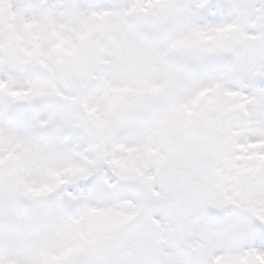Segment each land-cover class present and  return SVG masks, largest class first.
Returning a JSON list of instances; mask_svg holds the SVG:
<instances>
[{
  "label": "rangeland",
  "instance_id": "obj_1",
  "mask_svg": "<svg viewBox=\"0 0 264 264\" xmlns=\"http://www.w3.org/2000/svg\"><path fill=\"white\" fill-rule=\"evenodd\" d=\"M256 14L0 0V264H264Z\"/></svg>",
  "mask_w": 264,
  "mask_h": 264
},
{
  "label": "flooded vegetation",
  "instance_id": "obj_2",
  "mask_svg": "<svg viewBox=\"0 0 264 264\" xmlns=\"http://www.w3.org/2000/svg\"><path fill=\"white\" fill-rule=\"evenodd\" d=\"M262 6V5H259V7ZM254 22H255V25L258 26V29H259V34H262L263 37H264V24H261V22H263V17L261 14H256L254 16Z\"/></svg>",
  "mask_w": 264,
  "mask_h": 264
},
{
  "label": "water",
  "instance_id": "obj_3",
  "mask_svg": "<svg viewBox=\"0 0 264 264\" xmlns=\"http://www.w3.org/2000/svg\"><path fill=\"white\" fill-rule=\"evenodd\" d=\"M236 162H238V159H236Z\"/></svg>",
  "mask_w": 264,
  "mask_h": 264
}]
</instances>
